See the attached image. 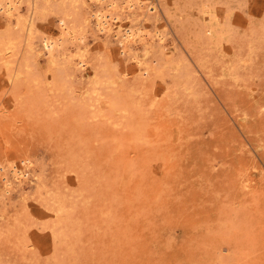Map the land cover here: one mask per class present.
<instances>
[{"label": "rangeland", "instance_id": "rangeland-1", "mask_svg": "<svg viewBox=\"0 0 264 264\" xmlns=\"http://www.w3.org/2000/svg\"><path fill=\"white\" fill-rule=\"evenodd\" d=\"M19 1L0 264H264V0H142L116 10L133 43L96 31L92 0Z\"/></svg>", "mask_w": 264, "mask_h": 264}, {"label": "bare ground", "instance_id": "bare-ground-1", "mask_svg": "<svg viewBox=\"0 0 264 264\" xmlns=\"http://www.w3.org/2000/svg\"><path fill=\"white\" fill-rule=\"evenodd\" d=\"M31 1V0H30ZM94 5H97L98 8H106L107 9V13L109 14H106V13H102V15L98 16L97 18V22H96V31H99V32H104V34H107V35H112V37H116V38H119L120 40H123V41H128V42H137L139 39L137 38L138 37V33L136 32L135 29H133L132 27H130L129 29L126 30L125 33L122 34L121 31H119V29L116 31V25H114V21L117 19L122 22V18H121V15L118 14L117 11H122L125 9V7H129L131 9L133 8H137L138 5L142 2V0H127V4L124 6V5H120L118 4L115 0H92ZM30 3V2H29ZM34 3V2H33ZM36 3V2H35ZM20 5H21V2L19 0H4L3 2L0 3V16L2 15H5L7 17H12L19 14L20 12ZM117 10V11H116ZM101 14V13H100ZM14 19V18H13ZM23 20V19H22ZM28 20V19H27ZM32 21V20H31ZM22 22V21H21ZM28 22V21H27ZM8 23V22H7ZM22 24V23H21ZM19 26V25H18ZM27 26V24H26ZM26 26H25V29H26ZM34 25L33 23L29 22V25H28V28L26 29L27 30V33H26V38L28 39V46L30 48L29 45H31V40L33 38H35L33 35L34 34ZM120 26V25H118ZM10 27V26H9ZM66 27V26H65ZM116 27V28H114ZM21 31V30H20ZM114 31V32H113ZM25 32V30L23 31V33ZM68 33V32H67ZM18 34V33H17ZM158 34V33H157ZM160 34V33H159ZM10 35V34H9ZM15 35V34H14ZM70 35V33H69ZM71 35L73 36L74 39H80L78 38V36L75 35L74 32L71 33ZM11 37V36H10ZM33 37V38H32ZM111 37V36H110ZM156 37V36H155ZM18 38V37H17ZM23 38V37H22ZM44 38V37H43ZM71 38V36H70ZM140 38V37H139ZM19 39V38H18ZM118 39V40H119ZM8 40V39H7ZM5 39V41H7ZM11 40V39H9ZM47 42L50 43L51 45L53 46H56L55 44L58 42L56 40H51L49 38H47ZM15 41V39H14ZM33 41V40H32ZM4 42V41H3ZM9 42V41H8ZM13 42V41H12ZM18 42V41H17ZM20 42V41H19ZM16 43V41L14 42ZM27 43V42H26ZM120 43V42H119ZM123 43V42H122ZM10 44V43H9ZM18 44V43H17ZM23 44V43H22ZM147 44V43H146ZM33 45V44H32ZM49 45V44H48ZM13 47V46H11ZM17 47V46H16ZM127 47V46H126ZM51 49H54L56 47H51ZM17 49V48H16ZM5 50V49H4ZM46 50V49H45ZM67 50V48H66ZM124 53H125V50H122ZM25 57V56H24ZM81 58V57H80ZM24 59V58H23ZM26 60V59H25ZM23 61V60H21ZM21 63V62H20ZM22 64V63H21ZM86 64H88L86 62L85 59H80L79 62L77 63V65H79L80 67V70L84 69V66H86ZM16 65V64H15ZM25 65H27L25 63ZM12 66V65H11ZM21 66V65H20ZM24 66V65H23ZM20 68V67H19ZM24 68V67H23ZM78 68V69H79ZM86 68V67H85ZM14 69V68H13ZM27 70V68H26ZM81 70V71H82ZM22 71V68L18 70V74L16 75V80L19 78L20 76V72ZM15 72V71H14ZM31 72V71H30ZM23 74V73H22ZM25 75V74H24ZM14 73H12V81H14ZM23 77V76H22ZM9 78V77H8ZM21 78V77H20ZM15 80V82H16ZM20 80V79H19ZM23 80V79H22ZM11 82V81H10ZM19 82V81H18ZM27 172V171H26ZM26 172L24 173L23 170L19 169L16 166H13L12 169H10V173H13L14 175L17 174L20 175V176H24L26 175ZM28 172L30 173V170H28ZM13 175V176H14ZM29 175V174H28ZM32 175V174H31ZM34 175V174H33ZM16 176V177H17ZM5 177V176H4ZM7 178V176L5 177ZM19 178H22V177H19ZM27 178V177H26ZM7 183V182H6ZM10 184V183H9ZM9 191V190H7ZM11 191V190H10ZM8 193V192H7Z\"/></svg>", "mask_w": 264, "mask_h": 264}]
</instances>
